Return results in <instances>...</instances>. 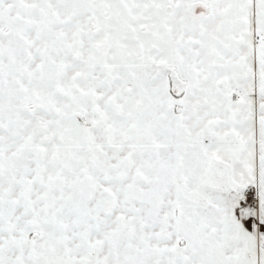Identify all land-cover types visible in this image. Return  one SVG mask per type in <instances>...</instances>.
Wrapping results in <instances>:
<instances>
[{
  "label": "crops",
  "instance_id": "obj_1",
  "mask_svg": "<svg viewBox=\"0 0 264 264\" xmlns=\"http://www.w3.org/2000/svg\"><path fill=\"white\" fill-rule=\"evenodd\" d=\"M0 51V264H264V0H0Z\"/></svg>",
  "mask_w": 264,
  "mask_h": 264
},
{
  "label": "rangeland",
  "instance_id": "obj_2",
  "mask_svg": "<svg viewBox=\"0 0 264 264\" xmlns=\"http://www.w3.org/2000/svg\"><path fill=\"white\" fill-rule=\"evenodd\" d=\"M26 23V20L25 19H20V20H14V21H10V22H8V27L10 28L11 26H13V25H15V24H25ZM5 50H6V52H7V54H9V55H13V53H14V50H8L7 48H5ZM5 50H3L2 49V51H4L5 52ZM1 52V51H0ZM0 70H3L2 69V67L0 68ZM141 70H142V72H141ZM109 75V74H108ZM107 75V77H109ZM131 77H165V75H164V72L162 71V69H160V70H155V74L154 75H152V76H150L147 72H146V70H144V69H141V67H139L138 68V70L137 71H133V73L130 75ZM172 76H175L173 73L172 74H170L169 75V77H172ZM111 77V76H110ZM113 105V104H112ZM139 107V106H138ZM107 123H109L108 125H107V129L109 130L110 129V120H107L106 121ZM113 125H117V123H114ZM134 128H136V129H139L138 128V126H134ZM263 161H264V159H263ZM262 177H263V179H264V171H262ZM248 185V184H247ZM246 185V186H247ZM243 196V195H242ZM259 203V206H261V203H260V199H258V202H257V204ZM256 204V205H257ZM255 205V206H256ZM255 206H253L251 209H253Z\"/></svg>",
  "mask_w": 264,
  "mask_h": 264
},
{
  "label": "built area",
  "instance_id": "obj_3",
  "mask_svg": "<svg viewBox=\"0 0 264 264\" xmlns=\"http://www.w3.org/2000/svg\"><path fill=\"white\" fill-rule=\"evenodd\" d=\"M243 202L246 209L250 210L258 202V194L253 185H248L243 190Z\"/></svg>",
  "mask_w": 264,
  "mask_h": 264
},
{
  "label": "trees",
  "instance_id": "obj_4",
  "mask_svg": "<svg viewBox=\"0 0 264 264\" xmlns=\"http://www.w3.org/2000/svg\"><path fill=\"white\" fill-rule=\"evenodd\" d=\"M199 4H206V3H203L202 1H195V2H193V7H195V6H197V5H199ZM173 78V80L171 81V86L174 88V86L176 85V81H175V79H174V77H177V76H172ZM78 118L80 119V121H82L83 122V118L79 115L78 116Z\"/></svg>",
  "mask_w": 264,
  "mask_h": 264
}]
</instances>
